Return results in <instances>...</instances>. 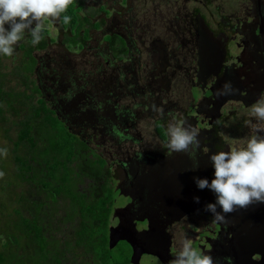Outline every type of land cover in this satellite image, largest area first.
Segmentation results:
<instances>
[{
	"label": "flooded vegetation",
	"instance_id": "af4514ba",
	"mask_svg": "<svg viewBox=\"0 0 264 264\" xmlns=\"http://www.w3.org/2000/svg\"><path fill=\"white\" fill-rule=\"evenodd\" d=\"M84 11L94 13L101 24L102 38H118L116 42L99 41L95 48L100 61L97 64H103L100 73L110 68L129 81L126 71H131L135 75L131 80L146 76L152 84L162 82L168 72V82L190 89L188 95L183 93L188 101L183 111L176 112L172 111L173 104L163 108L162 97L169 92L161 87L150 94L135 90L121 93V112L130 109L136 113L132 127L106 126L105 119L93 125L78 109L81 105L74 104L78 90L68 80L63 85L62 77L49 75L55 69L49 53L44 60L35 54L38 62L34 74L40 91L35 99L42 97L85 144H80L83 157L78 160L82 166L72 162L74 168L69 175H40L36 184L21 181L27 199L22 212L29 215L31 203L43 202L45 209L40 210L53 213L51 220L46 218L54 237L53 250L61 252L32 254L34 244L25 236L21 240L27 251L22 257L24 264H51L54 260H60V264H111L113 247L119 242L127 244L126 252L135 256L132 259V254L127 255L120 264H172L180 251L179 242L185 238L199 251L210 254L215 264H264V203L227 214V223L214 222L204 206L215 202V194L207 188L199 189L194 179L211 182L214 178L209 157L229 150L226 133L243 138V147L251 134L245 126L246 113L264 96V0H84ZM137 19L145 22L142 34L137 33ZM48 22L57 28L59 38V22ZM156 31H161L164 38L157 39ZM73 71L67 76L78 80ZM92 77L102 80L99 73ZM229 82L235 93L218 96V90ZM123 101L129 105H123ZM141 114L152 119L154 135L164 130L168 134L169 123L174 121L199 128L200 147L191 153L170 152L167 141L160 138V143L147 145L141 141L140 132L135 135L130 131L138 125ZM98 133L116 143L95 142ZM33 146L40 160L43 143ZM25 155L30 158L34 153L26 149ZM38 165L47 170L43 163ZM68 189L76 192L78 204H72L63 193ZM106 196L112 205L104 232L110 250L101 254L104 239L90 240L78 234L86 220L79 202ZM195 196L200 197L199 203L194 201ZM120 199L125 206L120 204L113 210ZM114 219L124 230H133V244L116 238L110 242Z\"/></svg>",
	"mask_w": 264,
	"mask_h": 264
},
{
	"label": "trees",
	"instance_id": "16d2710c",
	"mask_svg": "<svg viewBox=\"0 0 264 264\" xmlns=\"http://www.w3.org/2000/svg\"><path fill=\"white\" fill-rule=\"evenodd\" d=\"M66 15L71 16L72 19L67 26L59 23V38L52 37L47 29L44 33V39L33 46L30 43L31 36L26 35L19 45L24 51L22 55L24 58L6 71H2L0 65V123L6 125L0 129V136L2 137V139L0 138V149L6 148L8 150L7 157L0 154V171L5 174L3 178H0V264H24L22 257L27 254V251L23 248L21 240L25 236H28L34 244L32 254L48 256V254L61 253L53 250L52 241L54 237L50 233L51 228L47 227L48 224L46 223V218L51 220L53 213L40 210L45 209L43 202L31 203L29 215L22 212L21 208L27 199L21 187V181L28 180L36 184L40 175H69L74 168L72 162L76 163V167L82 166L78 159L83 157L80 144L84 146L85 141L75 136L69 130V126L60 121L42 97L35 99L36 95H40L34 74V68L38 62L35 54L39 53L38 55H42L43 59H41L44 60V54L48 53L55 42L64 45L67 49L79 48L82 53H91L98 49V46L93 47L91 45L90 39L91 32L99 30L101 24L95 19L94 13L84 11V0H75ZM102 40L116 42L118 38L105 36ZM49 55L52 58L50 53ZM1 57L2 55H0V60ZM75 60L80 61L78 58ZM50 63L55 69L49 75L62 77L64 73L66 76L65 84L69 81L80 95H86V98L82 100L88 102L79 103L81 110L90 108L91 111L98 114L97 121L102 120L101 123H103V119L106 120V126L117 125L126 128L136 117V113L131 112L130 109H127L130 112H121L123 109L118 101L121 93L129 94L133 90L135 93H143V91L146 94L152 93L150 78L147 79L145 76L141 79L142 76L139 75V80H131L135 78V75L131 73L130 76V71H126L130 80H123L122 86L119 85V79L122 75L109 68L115 72L118 85L111 89L105 87L100 91L95 89V81L98 79L92 75L100 73L99 68L102 69L103 64L95 65L89 72L91 74L89 76L88 72L83 68L81 69L77 63L81 77L78 80H72V76H67V74L73 69L68 68L69 66H61L60 64H64V62L58 57L53 56ZM53 63H57L60 69ZM121 86L123 88L120 91ZM13 129L16 130L14 137L10 133ZM38 143H43V149L40 150V160H37L35 156L38 149L33 146ZM26 149H29L34 155L27 158ZM38 163L40 165L43 163L47 170L40 169ZM63 193L70 198L72 204H78L76 192L68 189ZM79 207L83 219L86 220H83L82 225L84 227L78 234L90 240L104 239L101 254H106L110 248H108L107 236L104 232L112 208L111 198L109 196H106V199L102 197L91 198L89 203L79 202ZM67 217L72 216L67 214ZM97 245L100 246L101 244L97 243ZM51 264H60V260H54Z\"/></svg>",
	"mask_w": 264,
	"mask_h": 264
},
{
	"label": "clouds",
	"instance_id": "9594fccd",
	"mask_svg": "<svg viewBox=\"0 0 264 264\" xmlns=\"http://www.w3.org/2000/svg\"><path fill=\"white\" fill-rule=\"evenodd\" d=\"M74 3L75 0H0V55L12 57L26 35L31 36L33 46L39 44L49 27L48 21L69 25L72 17L66 13ZM235 91L229 82L217 94L228 96ZM246 116L245 126L251 134L245 146L230 145L228 151L211 154L209 159L214 167L211 182L207 178H194L199 189L207 188L215 194V202L204 206V211L212 214L214 222L227 223V214L264 203V135H261L264 133V96L250 106ZM167 131L166 146L170 152L191 153L200 147L197 127L174 121ZM0 154L7 157L8 150L0 149ZM4 175L0 171V178ZM193 199L200 202L199 196ZM179 243L180 251L172 264H215L210 254L199 251L189 239Z\"/></svg>",
	"mask_w": 264,
	"mask_h": 264
},
{
	"label": "rangeland",
	"instance_id": "374dc122",
	"mask_svg": "<svg viewBox=\"0 0 264 264\" xmlns=\"http://www.w3.org/2000/svg\"><path fill=\"white\" fill-rule=\"evenodd\" d=\"M136 22H137L136 29L138 31L137 33L142 34V30L144 29L142 24L144 25L145 22L142 23V21L139 19H137ZM48 24H49L48 30L50 31V35L52 37H58L57 28L50 22H48ZM6 27H7V25H6ZM157 28H158V26H157ZM99 31L100 30L93 31L91 34L92 37H91L90 41H91L92 46H97L99 41H102V35L100 34ZM161 33H162L161 31H156L155 36H157L156 37L157 39H159L158 37L164 38V35H162L163 33L162 34ZM161 40H164V39H161ZM20 43L16 46L17 49L15 48V53L12 57H7V56L2 55L1 60H0V65H1L2 71H6V70H8V68H12L15 64H18L21 61V59L24 57V56H22L24 51L22 48L19 47ZM162 50L163 49L160 47L159 52L162 53ZM48 53H50L52 55V58H53V56H56L61 61H63L64 64H60L61 66H65V67L69 66L68 68L73 69L79 78L81 77V73H80V69L77 68V63H79L81 69L83 68L84 70H86L88 72L89 76H91V74L89 72L91 71V69L95 65H97L98 57H99L97 53H94V51H92L91 53L90 52L82 53L81 49H79V48L67 49L64 45L56 44V42L53 43V45L49 49ZM163 53H166V51H163ZM46 54H44V55H46ZM76 58H78L80 61H76L75 60ZM159 61H160V58L157 59V63ZM57 63H59V60H57ZM57 63H53V64L57 68H59ZM131 73L132 72L130 71V76H131ZM95 74L97 76V73H95ZM99 74L102 76V80L101 81H97V80L95 81L94 87L96 90L101 91L105 87L111 89L114 86L118 85L117 78L115 76V72H113L112 70L108 69L106 72H104V73L101 72ZM132 75H133V73H132ZM167 76H168V72L163 76L162 82L152 83L151 88H153L152 90L154 93L158 91L159 87H161V89L167 90L169 92L170 95L167 94L168 95L167 97H162L163 108L165 105L173 104L172 111L179 112V111H181V109L183 111V106H185L186 101H188L187 98L183 99V93L188 95L190 89L188 87L187 88L183 87V84H178L177 82H175V83H173L172 81L168 82V79H166ZM33 78H35V77H33ZM60 83L63 85L65 84V77L63 74H62V79H60ZM123 83H124V81L121 77L119 79V85H122ZM122 88L123 87L121 86L120 91L122 90ZM82 95L79 94V96L77 98H75V103H74L75 105H79V103H81L80 100H82L85 96V95L84 96H82ZM152 99H155L154 96ZM167 99H168V102L166 101ZM159 100H160V98H159ZM169 101H171V102H169ZM122 103L125 106L129 105V103L126 101H123ZM189 104L191 105V103H189ZM78 109L81 110V108H78ZM140 109H141V107H140ZM144 109L145 108H142L141 110L144 111ZM109 113H110V111H109ZM84 115L93 125H98L97 124V116H98L97 113H95L94 111H91V110H84ZM141 115L142 116L138 118V120H139L138 125H134L135 127L131 128L130 131H133V133L135 135H139L138 133L140 132V134L142 135L141 141L146 143L147 145L152 144V143H158V142L160 143L159 138L162 141H168L169 136L165 130L161 131V132H157V135L159 137L157 135H154L156 133L153 132L152 127H150L151 123H152V121H151L152 119H149V117L146 114H141ZM178 115H181V118L183 117V114H181V113H179ZM178 117H180V116H178ZM167 123H168V120H167ZM5 126L6 125L0 123V129L2 127H5ZM99 127L103 128L104 126L99 125ZM130 127H132V126L130 125ZM149 127H150V129H149ZM15 132H16L15 129L11 130L10 133H11L12 137H14ZM226 134L224 136L227 138V141L230 142L231 147H243V138L241 139V137L239 135H237L236 133L235 134L234 133H226ZM95 137H96L95 142L104 141L105 143H107V142L108 143H116L114 140L107 138L106 136L104 137V134H101V133L96 134ZM0 138L2 139L1 136H0ZM105 138H106V141H105ZM31 192L34 195L35 189H33ZM113 194H114V192H112V195ZM117 201L114 203L113 210L115 209V207L117 205L119 206L120 204H123V205L125 204V201L123 199H120ZM110 240H111L110 242H112L111 238H110ZM127 248H128V245L125 243H120V242L116 243L113 247V251H112L113 255H112L110 263L111 264H115V263L120 264L122 262V260L129 254H132L133 255L132 259H134L135 256L132 252H130V253L126 252ZM132 264H135V262L132 261Z\"/></svg>",
	"mask_w": 264,
	"mask_h": 264
},
{
	"label": "water",
	"instance_id": "95a60500",
	"mask_svg": "<svg viewBox=\"0 0 264 264\" xmlns=\"http://www.w3.org/2000/svg\"><path fill=\"white\" fill-rule=\"evenodd\" d=\"M120 225H118L116 222H115V219L111 225V229H110V237L111 239H118V240H123V241H127L128 243L130 244H133V240L131 239L132 238V235H133V230L127 228V229H123L122 227H119ZM127 232L126 234H120V233H125Z\"/></svg>",
	"mask_w": 264,
	"mask_h": 264
}]
</instances>
